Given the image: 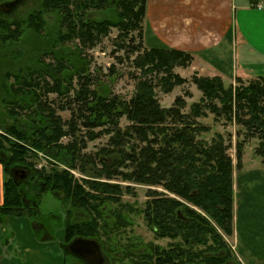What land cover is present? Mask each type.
<instances>
[{"label": "trees", "instance_id": "trees-1", "mask_svg": "<svg viewBox=\"0 0 264 264\" xmlns=\"http://www.w3.org/2000/svg\"><path fill=\"white\" fill-rule=\"evenodd\" d=\"M11 2L0 0V6ZM146 2L39 0V9L11 21L0 11V43L4 46L19 44L26 32L40 38L47 35L45 45L35 46L28 64L3 73L0 119L10 121L0 122V223L9 216L36 214L41 197L52 193L68 217L64 225L67 254L75 237L99 242L102 208L107 202H117L129 188L107 180L121 178L148 186L142 213L154 235L180 239L166 248H154L155 264H242L232 255L223 234L233 233V170L241 167L246 141L258 140L254 152L264 164V75L251 80L235 76V84H225L217 75L195 74L191 80L201 95L187 111H183L186 104L181 96L173 105L161 106L155 88L168 93L184 83L174 68L188 66L192 54L142 45ZM90 8H108L112 15L91 18ZM46 11L57 13L52 32L45 30ZM111 28L118 30L115 38L121 40L120 48L136 52L132 64L139 76L128 99L92 73L84 51ZM134 30L139 41L131 46L133 36L129 35ZM49 93L64 98L58 109L70 110L68 118L56 112L53 100L48 102ZM208 112L214 121L222 118L236 127V165L228 153L232 132L204 137L211 128L200 118ZM123 118L128 121L124 127L120 124ZM104 135L108 136L105 145L94 153L83 152L88 141ZM38 158L48 167H37L33 159ZM15 167L24 176L17 177ZM75 169L84 177H76L71 172ZM76 212L85 218H75Z\"/></svg>", "mask_w": 264, "mask_h": 264}, {"label": "rangeland", "instance_id": "rangeland-1", "mask_svg": "<svg viewBox=\"0 0 264 264\" xmlns=\"http://www.w3.org/2000/svg\"><path fill=\"white\" fill-rule=\"evenodd\" d=\"M110 1V0H107ZM23 4L20 5L19 8L12 10V7L2 6L1 10L5 12L4 16L7 20H10L9 17H25L27 13L34 9H39V0H24ZM255 6V4H254ZM256 7V6H255ZM257 8V7H256ZM255 8V9H256ZM13 12V13H12ZM11 14V16H8ZM44 19L46 21L45 30L46 32H52L57 20V13L53 11H46L43 13ZM112 12L110 9H101L96 10L94 8H90L88 10V16L91 18L99 19L101 17H110ZM260 20H258V23ZM44 30V32H45ZM118 33L116 28H111L109 33L106 36H103L98 40L93 47L87 48L85 47L84 51L87 57L90 59V68L94 75L100 78L104 83H107L112 88V91L116 94L121 95L123 98H130L134 93L137 76H139V71L134 68L132 64V59L136 55V52H132L130 48L124 47L120 48L118 44L121 43V40L115 38ZM50 35V34H49ZM129 36H133V42L130 44L131 46L136 45L139 41V37L137 35V31H131ZM47 35L40 38L36 36L32 32H26L24 37L21 38L19 44L17 45H7L0 43V97L4 96L3 92V73L7 70L9 71H16L18 68L24 67L28 64L29 56L31 53L35 52V46H39L42 44L45 45V41ZM131 43V42H130ZM70 46H73V43H67ZM143 45V44H142ZM259 47H264V45H257ZM15 52H21L22 55L16 57ZM235 54V51H234ZM242 55L241 57H237V61L234 60V64H246V67H253L257 74H264L262 71V65L264 64V59L260 55L253 54L251 56ZM49 60V58H47ZM222 64L224 69L229 65L231 66L232 63L228 57ZM200 62V60H198ZM197 59L195 60L192 55V60L190 64L186 67H175L174 72L179 74L181 77L185 78V82L179 84L173 88L168 93H164L160 87L155 88L156 98L159 101L161 106H171L174 103V100L177 96H181L185 100V107L183 111H187L190 104L194 101H197L200 97L201 93L196 88L194 83L192 82L191 78L193 75H204L208 73V71H204L199 69ZM233 61V60H232ZM258 64V66H257ZM221 65V66H222ZM261 68H260V67ZM113 67V71L110 68ZM221 72L224 74L225 71L220 69ZM205 76V75H204ZM230 76L229 78L222 79L225 84H235L233 79L234 75H227ZM257 77V76H256ZM254 77V78H256ZM235 78V77H234ZM254 78H244V80H251ZM72 93V92H71ZM70 93V94H71ZM48 102L53 100L54 107L56 108V112L61 115L63 119H66L70 116V110H59V104L61 105L64 102V98L56 96L55 93L47 94ZM4 111V106L0 102V113ZM1 116V115H0ZM201 121L210 125V131L203 134L204 137L210 138L214 132H220L225 134L226 131L232 132V146L228 149V153L233 159V165H236V154H235V129L236 127L232 124L224 123V119H218L217 121L213 120V115L208 112L207 117H201ZM10 120L6 118L0 119V122L8 123ZM128 123L127 120L124 118L121 119L120 124L124 127ZM108 136L104 135L95 140L88 141L87 146L83 149V152L86 153H94L100 147L106 144ZM242 138V136L240 137ZM63 141H67L66 138H63ZM258 140L256 138L249 139L243 146L242 149V157L241 163H258V165L250 166L245 165L244 168L249 169L255 168L261 170L264 167V164L261 163L259 156H257L254 152L257 146ZM36 162V166L40 167L41 165H46V161L43 159H33ZM46 167H48L46 165ZM236 169V168H234ZM16 172L18 171L20 176H22V169L19 167H15ZM78 178L84 177L83 173L79 170L75 169L71 171ZM264 180V177L262 178ZM105 181V179H101ZM111 183H118L122 187L128 185V190H124L122 194L119 196V200L117 202H107L106 207L102 208V212L99 215V235L98 240L100 243L106 240V244L109 248H116L119 247L120 250H124L122 248L125 244H129L131 247H141L147 253H151L154 247L158 248H166L169 246V243H177L180 241L179 238L177 239H169V238H160L155 237L151 230L147 227L142 209L144 207L145 201L147 199L146 196V189L148 186L137 184L128 180H124L121 178H113L107 180ZM152 189L162 190L161 187H149ZM257 187L253 188V192H257ZM245 193V192H244ZM239 195L235 196V205L239 204ZM255 201H258V198H254ZM244 205L239 208V234L245 238V234L243 233V227H245L248 223L247 220V205H246V198H244ZM251 209L254 211L251 213L253 214H260L262 213V207L253 205L250 206ZM65 208L62 206L61 201L52 193L44 194L40 201H39V208L38 212L32 216H22L26 218L29 223L30 229L36 234L37 238H41L44 234L49 233L53 237L59 230L62 229V224L64 220V216H66ZM85 218L83 215H79V220ZM256 221V220H255ZM257 222V221H256ZM117 224V226H114ZM62 232V231H61ZM223 237L231 249L232 255L238 260L236 253L238 249H236L235 241H233L232 236H227L223 234ZM243 240L242 238H240ZM244 241V240H243ZM104 242V243H105ZM101 244V245H102ZM234 244V245H233ZM100 245V246H101ZM111 250V249H110ZM133 254V257L123 258L122 262H116L115 264H138L139 256L133 252H129ZM153 253V252H152ZM151 253V254H152ZM239 254V253H238ZM125 256V255H124ZM136 257V258H135ZM137 259V260H136ZM241 262V261H240ZM141 263V262H140ZM62 264H86L81 258L71 254L68 252L64 258ZM112 264V263H111ZM242 264H247L246 262H242Z\"/></svg>", "mask_w": 264, "mask_h": 264}, {"label": "crops", "instance_id": "crops-1", "mask_svg": "<svg viewBox=\"0 0 264 264\" xmlns=\"http://www.w3.org/2000/svg\"><path fill=\"white\" fill-rule=\"evenodd\" d=\"M257 1L147 0L141 22L142 44L147 48L167 46L190 52L195 60H200L199 69L208 71L205 76L217 75L225 79L230 74L244 79L264 75L257 74L246 64H234V60L244 54H256L264 59V47L257 46L264 45V7L256 8ZM227 57L233 64L225 70L222 64L228 61ZM262 66L264 71V64ZM255 163L244 162L233 170V233L230 236L236 242L233 245L238 249L236 255L241 263L264 264V167L261 170L244 168L248 164L258 165ZM254 187L258 189L256 193ZM239 194V204L235 205V196ZM244 198L249 219L245 227L242 225L245 238L239 234L238 216ZM2 200L3 170L0 164V203ZM255 203L262 207L261 218L260 214L251 216L254 210L250 206ZM67 219V215L64 216L62 229L59 228L54 237L46 233L37 238L26 218L7 217L0 223V264H62L66 256L64 225Z\"/></svg>", "mask_w": 264, "mask_h": 264}, {"label": "flooded vegetation", "instance_id": "flooded-vegetation-1", "mask_svg": "<svg viewBox=\"0 0 264 264\" xmlns=\"http://www.w3.org/2000/svg\"><path fill=\"white\" fill-rule=\"evenodd\" d=\"M24 0H12V2L10 3V4H5L6 6L8 5V7L10 6V7H12V10L13 11H15L14 9H16V8H19L20 7V5L21 4H23L22 2H23ZM5 5H1L0 6V11H1V14L4 16V14H5V12L3 11V10H1V7L2 6H5ZM22 6V5H21ZM13 13V12H12ZM8 16H11V14H9ZM5 17V16H4ZM20 18H23V17H9V21H11V20H13V19H20ZM22 174V176H24V174L23 173H21ZM15 175L17 176V177H20V174H19V172L17 171V172H15ZM79 215H82V213H78V212H76V213H74V217L75 218H79ZM114 226H117V224H115ZM148 227V226H147ZM149 228V227H148ZM150 229V228H149ZM151 230V229H150ZM151 232H152V230H151ZM153 233V232H152ZM154 234V233H153ZM155 236V235H154ZM156 237V236H155ZM162 238H165V237H162ZM106 240H109V238L108 239H106ZM105 240V241H106ZM172 240V239H171ZM104 241V242H105ZM98 242V241H97ZM103 242V244L102 243H100V242H98L101 246V252H102V256H103V263L102 264H115L116 262H122L124 259V257H125V259L126 258H131V257H133V254H131V253H129V252H133V253H135V254H137L138 256H139V260H138V264H155V259L153 258V253L152 252H154V248H156V247H154L153 249H152V254L151 253H147V252H145L144 250H142V248L141 247H134V246H130L129 244H125L122 248H124V250H120L119 249V247H116V248H109L108 247V245L106 244V242L104 243ZM111 249V250H110ZM68 250H69V248H68ZM70 252V251H69ZM125 255V256H124ZM136 258V257H135ZM83 260V259H82ZM137 260V259H136ZM84 261V260H83ZM85 262V261H84ZM141 262V263H140ZM86 263V262H85ZM86 264H90V263H86ZM183 264H188V263H183Z\"/></svg>", "mask_w": 264, "mask_h": 264}, {"label": "water", "instance_id": "water-1", "mask_svg": "<svg viewBox=\"0 0 264 264\" xmlns=\"http://www.w3.org/2000/svg\"><path fill=\"white\" fill-rule=\"evenodd\" d=\"M15 172L16 170L13 171ZM68 248L71 254L83 259L86 263H103L100 244L94 238L75 237L69 243Z\"/></svg>", "mask_w": 264, "mask_h": 264}, {"label": "built area", "instance_id": "built-area-1", "mask_svg": "<svg viewBox=\"0 0 264 264\" xmlns=\"http://www.w3.org/2000/svg\"><path fill=\"white\" fill-rule=\"evenodd\" d=\"M255 6L258 8V9H262L264 7V0H258L256 3H255ZM75 173V172H73Z\"/></svg>", "mask_w": 264, "mask_h": 264}]
</instances>
